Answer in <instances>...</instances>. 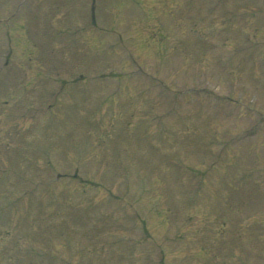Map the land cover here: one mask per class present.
Returning <instances> with one entry per match:
<instances>
[{"label": "rangeland", "instance_id": "obj_1", "mask_svg": "<svg viewBox=\"0 0 264 264\" xmlns=\"http://www.w3.org/2000/svg\"><path fill=\"white\" fill-rule=\"evenodd\" d=\"M261 263L264 0H0V264Z\"/></svg>", "mask_w": 264, "mask_h": 264}, {"label": "trees", "instance_id": "obj_2", "mask_svg": "<svg viewBox=\"0 0 264 264\" xmlns=\"http://www.w3.org/2000/svg\"><path fill=\"white\" fill-rule=\"evenodd\" d=\"M178 186H179L180 188H182L183 190L186 189V185H185L184 183H182V182L179 183Z\"/></svg>", "mask_w": 264, "mask_h": 264}]
</instances>
